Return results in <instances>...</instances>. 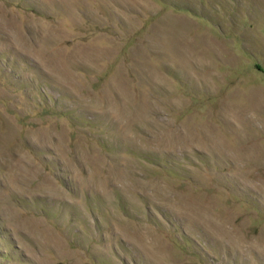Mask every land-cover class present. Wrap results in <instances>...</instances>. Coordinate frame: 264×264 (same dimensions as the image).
I'll use <instances>...</instances> for the list:
<instances>
[{
  "label": "rangeland",
  "instance_id": "rangeland-1",
  "mask_svg": "<svg viewBox=\"0 0 264 264\" xmlns=\"http://www.w3.org/2000/svg\"><path fill=\"white\" fill-rule=\"evenodd\" d=\"M0 264H264V0H0Z\"/></svg>",
  "mask_w": 264,
  "mask_h": 264
}]
</instances>
